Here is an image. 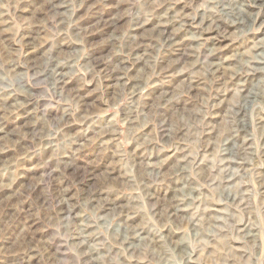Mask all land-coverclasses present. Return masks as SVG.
<instances>
[{
  "label": "rangeland",
  "instance_id": "1",
  "mask_svg": "<svg viewBox=\"0 0 264 264\" xmlns=\"http://www.w3.org/2000/svg\"><path fill=\"white\" fill-rule=\"evenodd\" d=\"M0 264H264V0H0Z\"/></svg>",
  "mask_w": 264,
  "mask_h": 264
}]
</instances>
